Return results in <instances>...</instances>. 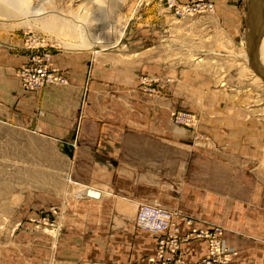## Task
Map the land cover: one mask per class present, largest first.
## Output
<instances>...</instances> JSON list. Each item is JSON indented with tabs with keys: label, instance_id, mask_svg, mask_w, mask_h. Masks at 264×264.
Returning <instances> with one entry per match:
<instances>
[{
	"label": "crops",
	"instance_id": "1",
	"mask_svg": "<svg viewBox=\"0 0 264 264\" xmlns=\"http://www.w3.org/2000/svg\"><path fill=\"white\" fill-rule=\"evenodd\" d=\"M207 1L213 11L203 20L177 19L161 2L147 5L145 35L138 41L146 54L161 60L227 55L212 49L237 45L246 27L243 4ZM64 42L49 44V50L66 81L26 90L16 69L29 52L19 39H0V118L59 142L75 186L71 195L49 201L53 226L34 223L41 216L36 211L23 215L16 253L8 250L0 264H144L155 252L156 235L135 225L142 203L175 211L180 235L221 226L237 250L234 264H264V181L248 178L242 148H229L232 140L217 132L215 122H202L212 106L203 94L218 90L216 74L174 62L156 73L171 78L156 96L141 91L136 67ZM199 43L205 52L192 48ZM176 110L199 114L200 139L172 123ZM217 156L228 157L225 169ZM206 249L205 241L190 240L180 245L178 257L195 261Z\"/></svg>",
	"mask_w": 264,
	"mask_h": 264
},
{
	"label": "rangeland",
	"instance_id": "2",
	"mask_svg": "<svg viewBox=\"0 0 264 264\" xmlns=\"http://www.w3.org/2000/svg\"><path fill=\"white\" fill-rule=\"evenodd\" d=\"M6 1L16 2L17 7L25 2L27 13L25 15L11 7V16L0 15V39L5 35L12 40L19 39L27 52L30 49L25 46L26 40L34 39L42 41L41 44L48 49L51 43L61 46V42L65 41L97 55L107 53L114 64L136 67L139 87L144 77L169 78L156 73L161 71V67L174 62L195 64L215 73L218 90L203 94L212 104L208 109L209 116L202 118L203 125L211 127L215 122L213 125L219 127L217 132L232 140L229 148H242L241 158L248 178L264 181V78L252 70L247 53L251 30L246 13L250 0H240L245 11L246 27L241 30L243 34L239 35L237 45L218 43L212 49V52H225L227 55L217 54L218 57L209 59L208 55L201 54L186 60L153 59L151 54H146L144 43L138 42L145 35L144 8L160 0ZM0 4L7 6L5 0H0ZM33 10L38 12L37 15L32 14ZM208 14L193 15L190 19H208ZM48 20L56 22V26L46 25ZM72 20H77L74 23L80 25H74L77 31L72 32L73 35L64 33L60 24ZM80 30H83V36ZM80 37H84V42ZM93 41L101 42L94 45ZM193 46L202 53L206 51L202 43ZM192 113L199 116L196 112ZM227 158L217 156L221 163L217 165L225 169L227 166L222 160ZM68 163L59 142L32 134L0 118V259L3 256L6 258L8 250L14 249L16 253L17 233L21 229L18 224L24 214L36 211L41 214L40 222L45 223L41 220L45 217L53 219L55 224L49 201L71 195L75 188L67 171Z\"/></svg>",
	"mask_w": 264,
	"mask_h": 264
},
{
	"label": "built area",
	"instance_id": "3",
	"mask_svg": "<svg viewBox=\"0 0 264 264\" xmlns=\"http://www.w3.org/2000/svg\"><path fill=\"white\" fill-rule=\"evenodd\" d=\"M160 2L165 4L170 14L177 19L213 11V4L206 0H188L184 3L178 0H160ZM41 42L34 39L26 40L25 46L30 49L28 61L16 69L19 81L26 90H40L50 84L66 81L63 73L52 64L50 50ZM169 82V78L144 77L140 87L148 94L161 96L162 88ZM171 121L176 126L191 129L195 140L202 137L197 131L198 116L194 113L176 110L171 114ZM176 214L175 211L157 203H142L138 206L135 217L136 227L156 235L155 252L147 257L144 264H234L237 250L227 242L223 227L213 226L207 230L190 231L180 235L174 225ZM41 220L46 221L45 223L50 226L54 225L53 219L43 217ZM36 221L39 222L40 219ZM196 239L205 241L206 254L195 261H184L179 258L180 245Z\"/></svg>",
	"mask_w": 264,
	"mask_h": 264
},
{
	"label": "bare ground",
	"instance_id": "4",
	"mask_svg": "<svg viewBox=\"0 0 264 264\" xmlns=\"http://www.w3.org/2000/svg\"><path fill=\"white\" fill-rule=\"evenodd\" d=\"M2 1V0H1ZM25 1V0H21ZM5 4L7 6H2L0 4V15L3 17L11 16L12 10L11 7L17 9L18 11L21 10V13L25 14L27 13V6L25 5V2H23L19 7L16 6V2H8L5 0ZM17 7V8H16ZM33 15H37V11H31ZM27 17V16H25ZM247 21L250 24V37H249V47L247 53L249 54V60L251 63V67H253V71L256 70L259 75L264 78V0H250L248 3L247 13H246ZM27 19V18H26ZM49 25L56 26V22L53 20L47 21ZM65 22V21H64ZM60 24L61 30H63L64 33H71L75 30V26H80L78 24H75L74 22H77V20L67 21L65 23ZM79 22V21H78ZM83 30H80V35L82 34ZM73 35V34H72ZM78 37V36H77ZM101 42V41H100ZM99 41H93L92 43L97 44L100 43ZM66 44V43H65ZM89 46V45H88ZM68 177V181H69ZM81 191V190H80ZM78 191V192H80ZM77 192V193H78Z\"/></svg>",
	"mask_w": 264,
	"mask_h": 264
},
{
	"label": "water",
	"instance_id": "5",
	"mask_svg": "<svg viewBox=\"0 0 264 264\" xmlns=\"http://www.w3.org/2000/svg\"><path fill=\"white\" fill-rule=\"evenodd\" d=\"M62 151L68 155L69 158H72V151H71V147L68 146L66 143H63L61 145ZM87 195L89 196H97L96 193L92 192V191H87Z\"/></svg>",
	"mask_w": 264,
	"mask_h": 264
}]
</instances>
